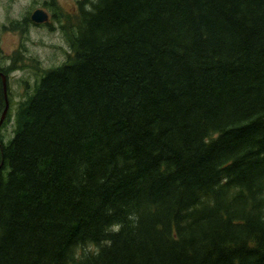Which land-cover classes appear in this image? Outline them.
Returning <instances> with one entry per match:
<instances>
[{
  "label": "trees",
  "instance_id": "1",
  "mask_svg": "<svg viewBox=\"0 0 264 264\" xmlns=\"http://www.w3.org/2000/svg\"><path fill=\"white\" fill-rule=\"evenodd\" d=\"M85 3L0 127V264H264V0Z\"/></svg>",
  "mask_w": 264,
  "mask_h": 264
},
{
  "label": "rangeland",
  "instance_id": "2",
  "mask_svg": "<svg viewBox=\"0 0 264 264\" xmlns=\"http://www.w3.org/2000/svg\"><path fill=\"white\" fill-rule=\"evenodd\" d=\"M81 7L89 11L85 0H0V69L9 72L11 101L4 141L13 135L16 106L32 93L41 71L66 62L71 53L67 35L75 31ZM36 9L47 13V25H33L30 15Z\"/></svg>",
  "mask_w": 264,
  "mask_h": 264
},
{
  "label": "water",
  "instance_id": "3",
  "mask_svg": "<svg viewBox=\"0 0 264 264\" xmlns=\"http://www.w3.org/2000/svg\"><path fill=\"white\" fill-rule=\"evenodd\" d=\"M30 19L35 24H42V23L47 22L48 16L43 10L37 9L31 14ZM0 77L2 78V91H3V94L5 95V93H6L5 77L1 73H0ZM6 111H7V106L5 107L3 114L0 118V125H1V123L5 117Z\"/></svg>",
  "mask_w": 264,
  "mask_h": 264
},
{
  "label": "bare ground",
  "instance_id": "4",
  "mask_svg": "<svg viewBox=\"0 0 264 264\" xmlns=\"http://www.w3.org/2000/svg\"><path fill=\"white\" fill-rule=\"evenodd\" d=\"M5 77H6V88H5L6 89V93H5V95L3 94V98H4V102H5V107L7 106V111H6V114H5V116H7V113L9 111V108H11V105H10V101H9V97H8V82H7L8 77H7V75H5ZM1 125H0V127H1Z\"/></svg>",
  "mask_w": 264,
  "mask_h": 264
},
{
  "label": "flooded vegetation",
  "instance_id": "5",
  "mask_svg": "<svg viewBox=\"0 0 264 264\" xmlns=\"http://www.w3.org/2000/svg\"><path fill=\"white\" fill-rule=\"evenodd\" d=\"M48 20H49V18H48ZM32 23H33V22H32ZM47 24H48V21L45 22V23H43V24H35V23H33L34 26H42V25H47Z\"/></svg>",
  "mask_w": 264,
  "mask_h": 264
}]
</instances>
